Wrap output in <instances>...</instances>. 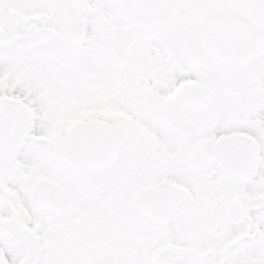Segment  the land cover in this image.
<instances>
[{"label": "snow or ice", "instance_id": "1", "mask_svg": "<svg viewBox=\"0 0 264 264\" xmlns=\"http://www.w3.org/2000/svg\"><path fill=\"white\" fill-rule=\"evenodd\" d=\"M0 264H264V0H0Z\"/></svg>", "mask_w": 264, "mask_h": 264}]
</instances>
